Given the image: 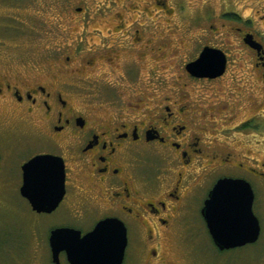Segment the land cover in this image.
Here are the masks:
<instances>
[{
  "label": "flooded vegetation",
  "instance_id": "obj_1",
  "mask_svg": "<svg viewBox=\"0 0 264 264\" xmlns=\"http://www.w3.org/2000/svg\"><path fill=\"white\" fill-rule=\"evenodd\" d=\"M146 4L153 8L106 9L108 13L100 9L106 28L92 31L97 18L90 17L89 9H78L84 23L81 37L86 41L89 36L90 49L83 53L79 47L70 48V56L55 59L50 65L54 71L42 80L41 76L22 77L21 72L22 76L0 72V109H10L34 123L37 133L29 144L35 151L21 166L20 191L23 166L33 158L55 156L65 166L66 196L59 208L39 214L23 198L31 212L53 217L73 195L74 224L57 225L51 232L72 228L86 236L102 221H119L128 234L124 264H134V258L142 264H164V240L180 234L176 226L183 210L194 195L198 198L207 192L199 214L205 222L202 210L220 180L250 183L256 215L264 191V161L251 157L246 146L236 150L229 137L231 132L243 134L250 129L260 134L264 127L263 35L243 23L233 26L219 46L210 42L222 32L214 37L202 32L199 39L208 38L209 43L198 46L181 72L180 68L179 73L173 72L166 65L170 28L134 19L135 14L170 16L172 12L167 0L162 4L146 0ZM230 36L239 46H231ZM92 37L100 38V44L90 45ZM206 48L226 57V70L219 77H197L187 69ZM143 73L157 77L158 83L142 88L138 95L134 85ZM167 73H174L171 81L166 80ZM110 78L113 91L108 102L82 99L76 81L91 87L96 85L93 81ZM250 107L256 110L250 118L233 129H221L217 116L235 121ZM220 142L226 147L220 148ZM60 264H70L65 252Z\"/></svg>",
  "mask_w": 264,
  "mask_h": 264
},
{
  "label": "rangeland",
  "instance_id": "obj_2",
  "mask_svg": "<svg viewBox=\"0 0 264 264\" xmlns=\"http://www.w3.org/2000/svg\"><path fill=\"white\" fill-rule=\"evenodd\" d=\"M164 1L159 0L161 4ZM167 6L172 12L170 16L135 14L134 19L139 17L138 23H158L162 25L160 28H170L166 65L171 66L173 72L179 73V68L181 72V66L193 59L198 46L209 43L208 38L199 39L202 32L212 37L222 32L223 36H217V40L210 42L219 46L227 39L225 35L231 34L233 26L243 23L264 37V0H167ZM183 6L185 9L180 10ZM125 7L153 8L146 4V0H0V72L22 73L21 76L26 78L41 76L42 80V76L54 71L50 65L55 59L64 61L70 56V48L79 47L83 53L90 49L87 43L89 36L86 41L81 37L84 23L78 9H89L90 17L97 18L90 27L92 31L106 28L100 16L104 11L100 12V9L108 13L110 10L106 9L117 11ZM92 38L94 42L90 45L100 44V38ZM229 40L232 41L231 46H239L232 36ZM172 75L174 73H167L166 80L171 81ZM108 81H113V78L99 83L93 81L96 87H90L86 82L79 84L76 81V84L81 88L82 99L88 97L94 103L104 104L113 91ZM157 83V77L143 73L134 86L140 95L142 88L156 86ZM255 113L256 110L250 107L235 121L221 116L216 120L221 129H233ZM222 121H229V124L222 125ZM33 124L10 109H0V264H53L48 245L51 230L57 225L75 222L73 195L53 217L35 215L21 196V166L35 151L29 146L37 134ZM261 129L260 134H254L250 129L243 134L231 132L229 137L236 143V150L246 146L251 148V157L264 161V127ZM219 145L220 148L226 147L221 142ZM206 195L207 192H203L198 198L195 195L191 198L182 212L181 223L176 226L180 234L164 240L163 249L167 254L164 264H264V191L259 197L256 215L262 228L259 242L221 254L199 216ZM142 263L134 258V264Z\"/></svg>",
  "mask_w": 264,
  "mask_h": 264
},
{
  "label": "water",
  "instance_id": "obj_3",
  "mask_svg": "<svg viewBox=\"0 0 264 264\" xmlns=\"http://www.w3.org/2000/svg\"><path fill=\"white\" fill-rule=\"evenodd\" d=\"M187 69L197 77H219L226 70V57L206 48L200 59ZM23 173L21 196L35 212L54 213L66 196L63 160L50 155L37 156L23 166ZM254 202L252 186L244 180L222 179L211 191L202 215L220 252L258 243L262 228L254 213ZM49 241L54 264H60L63 252L70 264H124L128 234L121 222L105 220L86 236L72 228L55 229Z\"/></svg>",
  "mask_w": 264,
  "mask_h": 264
},
{
  "label": "trees",
  "instance_id": "obj_4",
  "mask_svg": "<svg viewBox=\"0 0 264 264\" xmlns=\"http://www.w3.org/2000/svg\"><path fill=\"white\" fill-rule=\"evenodd\" d=\"M221 254V252H219Z\"/></svg>",
  "mask_w": 264,
  "mask_h": 264
}]
</instances>
